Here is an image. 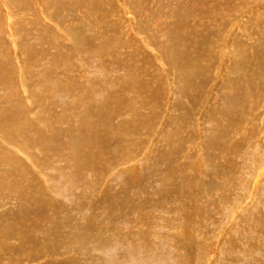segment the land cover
<instances>
[{"label": "rangeland", "instance_id": "obj_1", "mask_svg": "<svg viewBox=\"0 0 264 264\" xmlns=\"http://www.w3.org/2000/svg\"><path fill=\"white\" fill-rule=\"evenodd\" d=\"M0 264H264V0H0Z\"/></svg>", "mask_w": 264, "mask_h": 264}, {"label": "bare ground", "instance_id": "obj_2", "mask_svg": "<svg viewBox=\"0 0 264 264\" xmlns=\"http://www.w3.org/2000/svg\"><path fill=\"white\" fill-rule=\"evenodd\" d=\"M96 119H97V121H99V120H103V118H102L101 116H97ZM106 126H107V125H106Z\"/></svg>", "mask_w": 264, "mask_h": 264}]
</instances>
